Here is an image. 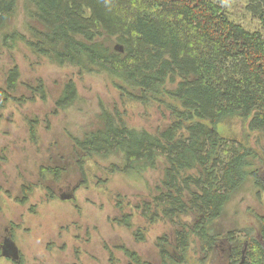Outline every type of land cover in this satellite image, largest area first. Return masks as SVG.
Returning a JSON list of instances; mask_svg holds the SVG:
<instances>
[{
    "label": "trees",
    "instance_id": "1",
    "mask_svg": "<svg viewBox=\"0 0 264 264\" xmlns=\"http://www.w3.org/2000/svg\"><path fill=\"white\" fill-rule=\"evenodd\" d=\"M16 2L0 0V30L13 15ZM26 2L34 7L32 14L43 29H34L32 39L18 32L5 35L9 47L23 43L32 53L59 66L72 65L79 73L104 74L121 90L123 98L156 103L168 115L167 126L152 133L129 126L119 112L116 120L103 112L100 127L82 138L70 136L80 166L87 160L95 161L97 156L112 154L123 158L122 165H110L113 172L139 174L163 165L162 179L154 186L153 196L140 198L136 210L148 222L167 219L175 226L173 248L180 255V264L185 263L192 237L205 254L215 255L222 236V211L235 191L249 180L256 195L264 194L256 172L260 171L258 162L264 161L262 34L231 21L212 0ZM248 9L264 29V0H248ZM19 79V69L14 64L0 87V108H5L10 99L17 100L13 92ZM129 88L137 90V94ZM35 90L45 98L41 80ZM75 96L76 83L69 79L55 100V109L65 108ZM227 117L242 119L249 131L259 134L255 144L261 150L222 137L217 125ZM35 123L28 121L32 137L36 134ZM49 171L54 176L59 173L56 167ZM190 213L195 216L192 224L180 221ZM123 216L120 222L132 228L133 215L128 212ZM257 230L264 237V224ZM132 233L135 239L143 240V229L138 227ZM248 234L252 237L248 248L244 249L240 240L229 259L244 250L245 256L238 257L243 261L240 264H264V245L253 231ZM156 244L162 264H172V245L166 235H161ZM119 248L127 264H150L136 251L126 246ZM2 256L12 259L0 253Z\"/></svg>",
    "mask_w": 264,
    "mask_h": 264
},
{
    "label": "rangeland",
    "instance_id": "2",
    "mask_svg": "<svg viewBox=\"0 0 264 264\" xmlns=\"http://www.w3.org/2000/svg\"><path fill=\"white\" fill-rule=\"evenodd\" d=\"M212 1L231 21L264 37L259 19L248 9V0ZM33 11L26 0H17L13 15L0 30V87L11 66L16 64L20 73L13 92L17 100L10 99L0 108V250L16 260L2 256L0 264H127L120 246L136 251L150 264H162L156 243L164 234L172 245V264H180V255L173 248L175 226L167 219L148 222L135 208L139 198L153 196L163 165L139 174L113 172L110 165H122L123 158L112 154L97 156L80 166L70 140V136L82 138L100 127L103 112L115 120L119 112L129 126L156 133L167 126L166 110L156 103L128 101L104 74L79 73L72 65L59 66L32 53L23 43L9 47L5 35L18 32L32 39L34 29H43ZM69 79L76 83V96L65 108L55 109V100ZM39 80L46 90L44 99L35 90ZM29 120L36 121L35 137L30 135ZM217 131L222 137L261 150L255 144L259 134L249 131L240 118L227 117L219 122ZM55 167L59 169L57 176L49 171ZM254 194L249 180L235 191L224 206L222 231L255 219L247 211L255 201ZM258 201L254 207L263 212L264 199ZM128 212L133 215L132 228L120 222ZM194 217L190 213L180 221L189 225ZM138 227L144 231L143 240L133 236L132 230ZM191 239L184 264H222L219 246L215 255L205 254L199 241Z\"/></svg>",
    "mask_w": 264,
    "mask_h": 264
},
{
    "label": "flooded vegetation",
    "instance_id": "3",
    "mask_svg": "<svg viewBox=\"0 0 264 264\" xmlns=\"http://www.w3.org/2000/svg\"><path fill=\"white\" fill-rule=\"evenodd\" d=\"M258 164H259L260 171L259 172L256 171V172L259 173V179L261 180V182L263 184V190H264V161L258 162ZM249 172L256 173L253 170H250ZM260 193L258 195H256V194L254 195L255 201L253 200L252 201L253 204H251V205H249V207H247V211L249 212V214H251L253 216V219H254V217H257V216H260V218H258V219L255 218L254 220L248 219L249 221H251V223L244 222L243 225L237 226V228H235L231 225V227H229L230 229H228L226 231H222L225 228L222 225L220 226V233L222 234V236H221L218 244H219V249H220V253H221L220 262L222 264H230L232 262L233 263L238 262V264H240V262H243L242 260L240 261L239 259L242 256H245L244 250H242L241 252L239 251V255L237 257H233V260H232V258L229 259V257L234 254L233 253L234 252V246L240 240H241L243 248L244 249L248 248V242L252 238L251 235H249L248 233L251 231H253V235L256 237L257 240H259L261 245H264V237L257 230L258 226H261L264 224V211L260 212L258 210L259 208L256 209V207H254V206H256V204H260V202L257 199V196L260 198V200L264 199V196H262ZM260 196H262V198ZM222 212L224 213L225 210H223ZM231 224H233V223H231ZM241 228H243L242 232L237 231ZM3 255H4V253H3ZM238 257H239V259H238Z\"/></svg>",
    "mask_w": 264,
    "mask_h": 264
},
{
    "label": "bare ground",
    "instance_id": "4",
    "mask_svg": "<svg viewBox=\"0 0 264 264\" xmlns=\"http://www.w3.org/2000/svg\"><path fill=\"white\" fill-rule=\"evenodd\" d=\"M94 182H95V181H94ZM95 184H96V183H95ZM100 184H101V183H100ZM93 185H94V184H93ZM180 188H181V187H180ZM180 188H179V189H180ZM169 194H170V193H169ZM193 198H194V197H193ZM139 200H140V198H139ZM167 201H168V200H167ZM196 202H197V201H196ZM212 204H213V203H212ZM215 204H216V203H215ZM127 205H128V204H127ZM171 205H172V204H171ZM210 207H211V206H210ZM212 209H213V207H212ZM190 210H191V209H190ZM190 210H189V211H190ZM177 211H178V210H177ZM181 211H182V210H181ZM214 211H215V209L213 210V212H214ZM198 212H199V211H198ZM207 212H208V211H207ZM193 213H194V210H193ZM204 215H206V214L204 213ZM201 216H203V215L201 214ZM203 217H204V216H203ZM208 218H209V217H208ZM205 219H206V218H205ZM205 219H204V220H205ZM206 220H207V219H206ZM204 222H205V221H204ZM204 222H203V223H204ZM195 224H196V223H195ZM198 226H200V225H198ZM202 226L204 227V225H202ZM200 229H201V228H200ZM199 233H200V232H199Z\"/></svg>",
    "mask_w": 264,
    "mask_h": 264
},
{
    "label": "water",
    "instance_id": "5",
    "mask_svg": "<svg viewBox=\"0 0 264 264\" xmlns=\"http://www.w3.org/2000/svg\"><path fill=\"white\" fill-rule=\"evenodd\" d=\"M65 198H68V199H69V198H70V196H66Z\"/></svg>",
    "mask_w": 264,
    "mask_h": 264
}]
</instances>
